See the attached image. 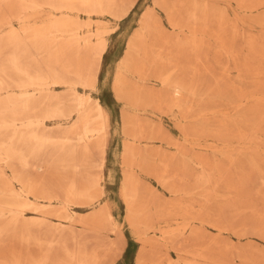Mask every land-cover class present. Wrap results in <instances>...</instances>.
<instances>
[{
	"label": "bare ground",
	"instance_id": "obj_1",
	"mask_svg": "<svg viewBox=\"0 0 264 264\" xmlns=\"http://www.w3.org/2000/svg\"><path fill=\"white\" fill-rule=\"evenodd\" d=\"M251 1V8L264 5V0ZM155 3L167 12L171 10L166 0ZM134 5L135 0H0V264H114L119 257V241L109 233L121 237L123 231L117 227L109 206L101 202L110 118L99 99L89 92L81 93L79 88L97 89L108 51L107 37L113 32L103 18L122 21ZM28 9L32 12L29 16ZM47 10L49 14L43 15ZM188 13L189 20L197 23L209 12L195 5ZM170 22L174 28L179 26L172 19ZM192 30L190 49L201 61L204 44L197 30ZM172 46L179 49L182 45L165 33L152 10L147 12L129 40L116 74L113 88L117 98L136 107H176L186 120L189 107L185 99L196 97V81L187 88L180 77L168 73L180 68L178 53H167ZM249 46L260 53L255 41ZM223 48L226 50L224 40ZM167 54L170 59L165 57ZM198 68L192 69L194 76ZM128 72L137 75L143 85L128 81ZM152 75L163 87L158 93L146 85ZM170 84L183 100L167 98ZM58 87H64V93H59ZM258 98L264 100L263 95ZM125 118L127 135L134 142L125 149L124 163L131 168H147L151 166L150 154L136 146L146 138L147 126L137 117ZM171 162L167 160L160 173L155 171L160 181ZM4 167L11 170L13 179L7 177ZM196 181L208 185L212 177L203 168ZM122 196L127 221L140 238L141 230L147 233L154 228L153 219L145 213L151 214L152 208H165L166 204L161 205L156 194L133 173L125 177ZM96 204L100 206L85 219L71 209ZM27 211L33 216L21 219ZM81 225L84 230L79 228ZM87 230L99 239L96 248H89ZM173 235L167 232L162 238L170 241ZM9 239L12 247L5 251ZM140 239L143 246L137 264H159L150 252L160 240ZM17 244L21 250L16 249ZM31 247L36 252L32 253Z\"/></svg>",
	"mask_w": 264,
	"mask_h": 264
},
{
	"label": "rangeland",
	"instance_id": "obj_2",
	"mask_svg": "<svg viewBox=\"0 0 264 264\" xmlns=\"http://www.w3.org/2000/svg\"><path fill=\"white\" fill-rule=\"evenodd\" d=\"M166 4L171 9L169 12L155 0H135L124 20L103 18L113 32L107 37L108 51L97 89L79 88L81 93L89 92L99 99L110 118L101 202L109 206L117 227L123 231L121 237L109 233L121 247L114 264H137L143 246L140 238L147 237L160 240L153 253L150 252L159 264H264V100L258 98L264 96V5L251 8V0L246 3L166 0ZM195 5L209 12L207 18L197 23L189 20L188 13ZM150 10L165 33L179 39L182 45L179 49L175 46L167 49V53L171 51L180 56V68L170 69L168 73L180 77L187 88L196 81V97L185 99V106L189 107L186 120L178 108L166 104L136 107L117 98L113 88L127 44ZM31 13L29 9L26 11L27 16ZM48 14V10L43 13ZM170 19L179 26L174 28ZM15 23L18 25V21ZM192 29L197 30L198 39L204 44L201 61L196 60L190 49ZM250 41L256 42L260 53L251 50ZM194 66L199 67L196 76ZM126 76L128 81L143 85L137 75L128 72ZM146 85L156 93L163 90L155 75L147 78ZM56 90L64 93L65 88ZM166 93L167 98L180 97L173 84L167 87ZM179 99L183 100L181 97L174 100ZM128 115L147 126L146 138L136 143L142 152L150 154L151 166L147 168H131L124 163L125 149L134 142L127 135L125 117ZM167 160L172 162L160 181L155 171L160 173ZM203 168L210 173L211 184L196 181ZM3 170L13 179L10 169ZM129 173L135 174L145 188L155 193L161 205L175 204L170 209L163 206L157 210L152 208L151 214L145 213L153 219L154 228L147 233L141 230L140 238L127 221V206L122 196ZM172 190L179 192L175 194ZM99 206H72L71 209L85 219ZM31 216L32 212L27 211L20 218ZM197 217L203 221L196 220ZM215 225L223 230L219 231ZM167 232L174 234L170 241L162 238ZM195 232H199L196 237ZM86 233L89 248H96L99 239L88 230ZM12 243L11 239L5 243L8 245L5 251ZM16 249L22 247L17 244ZM31 252H36V248L31 247Z\"/></svg>",
	"mask_w": 264,
	"mask_h": 264
}]
</instances>
